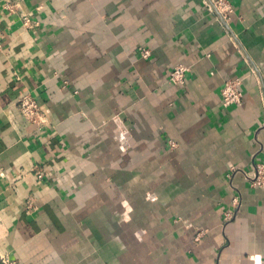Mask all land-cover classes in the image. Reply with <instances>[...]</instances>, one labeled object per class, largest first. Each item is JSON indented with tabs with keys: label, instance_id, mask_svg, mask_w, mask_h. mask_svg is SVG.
I'll use <instances>...</instances> for the list:
<instances>
[{
	"label": "crops",
	"instance_id": "crops-1",
	"mask_svg": "<svg viewBox=\"0 0 264 264\" xmlns=\"http://www.w3.org/2000/svg\"><path fill=\"white\" fill-rule=\"evenodd\" d=\"M230 2L227 28L202 0H0L1 254L264 264V187L231 172L264 163V0ZM233 78L243 100L225 107ZM26 93L41 129L17 107Z\"/></svg>",
	"mask_w": 264,
	"mask_h": 264
},
{
	"label": "built area",
	"instance_id": "built-area-1",
	"mask_svg": "<svg viewBox=\"0 0 264 264\" xmlns=\"http://www.w3.org/2000/svg\"><path fill=\"white\" fill-rule=\"evenodd\" d=\"M202 1L205 9L208 12L213 13L217 20H219L223 26L228 28L232 15L234 14V7L230 0ZM4 4L8 11L13 12L16 10L17 6H19L20 0H4ZM22 21L26 28H32L35 25L34 20L26 13L22 15ZM140 53L142 57H149L151 55V50L149 48H142ZM188 70V66L185 64L176 65L169 74V80L174 84H184ZM17 79L19 78L17 77ZM241 84L242 81L240 78L229 79L225 82L221 90L222 104L225 107L232 104H240L242 102L243 92ZM17 107L23 116H25V118L37 128L41 129L48 124L49 118L46 111L31 93L23 94L17 101ZM36 168L37 177L42 179L45 175V171L40 167ZM231 169V172L241 171L251 187H264V163H256L252 170H245L237 167ZM27 206L35 207L32 200L28 202ZM226 217L227 219H230L232 214L228 213ZM0 264H14V261L7 255L0 253Z\"/></svg>",
	"mask_w": 264,
	"mask_h": 264
}]
</instances>
